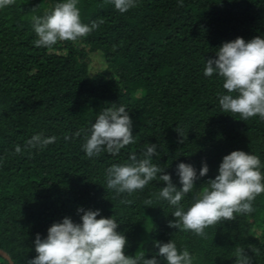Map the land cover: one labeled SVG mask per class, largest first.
Segmentation results:
<instances>
[{
  "label": "trees",
  "instance_id": "16d2710c",
  "mask_svg": "<svg viewBox=\"0 0 264 264\" xmlns=\"http://www.w3.org/2000/svg\"><path fill=\"white\" fill-rule=\"evenodd\" d=\"M60 2L15 0L0 9V251L12 264H26L36 255V233L43 239L65 216L79 222L76 209L83 207L113 216L129 256L145 251V258H152L158 252L153 240H172L195 256L193 264H235L237 247L252 264H264V194L257 196L252 213L205 229L203 238L168 226L174 206L152 197L162 181L132 196H116L105 178L108 167L130 162L133 153L141 158L149 144H156L160 155L153 163L168 165L165 171L178 188L176 165L191 164L199 173L204 160L209 172L184 197L187 208L218 174L224 155L242 150L264 164V120L222 113L217 94H226L223 81L215 73L203 74L205 59L215 58L223 42L264 38V0H183V6L178 0H138L125 13L104 0H79L82 22L102 19L99 29L76 44L35 46L31 17ZM91 53L103 61L93 73ZM113 104L129 112L135 143L115 156L103 152L89 158L81 147L84 133H74L89 130ZM175 129L186 135L183 144ZM36 133L57 141L42 151L13 155ZM149 198L154 203L146 206ZM0 264L7 262L0 257Z\"/></svg>",
  "mask_w": 264,
  "mask_h": 264
},
{
  "label": "clouds",
  "instance_id": "9594fccd",
  "mask_svg": "<svg viewBox=\"0 0 264 264\" xmlns=\"http://www.w3.org/2000/svg\"><path fill=\"white\" fill-rule=\"evenodd\" d=\"M15 0H0V9L12 6ZM79 0H63L47 10L43 16L33 15L31 24L37 39L35 46L52 48L61 42L78 43L98 30L104 21H93L85 24L81 20ZM112 4L120 13H125L138 6V0H104ZM183 6V0H178ZM217 74L223 81L226 94L218 93L222 113L238 114L241 120L258 116L264 120V38L255 36L245 41L236 37L232 41L223 42L215 52V58L205 59L203 74L212 77ZM133 122L125 106L115 104L104 107L98 114L89 130L80 129L74 133L80 137L84 133L82 149L87 157H98L106 152L118 155L121 149L135 143ZM176 130V129H175ZM178 143L183 144L186 135L179 130ZM70 139L69 136L64 137ZM57 141L55 136L36 133L23 146L15 147V154H23L25 150H44L49 144ZM153 156L159 157L156 144H149L137 158L133 153L128 163L112 164L106 169V185L114 190L116 196L143 191L153 181L163 182V187L152 197L167 200L174 206L171 213L173 220L168 222L170 228L207 238L205 229L215 227L225 221H234L237 215H247L254 209L257 196L264 194V168L257 155L242 150H233L224 155L218 167V174L208 179L206 185L195 193L190 205L185 208L184 197L192 193L195 181L209 172L206 161H201L199 173L196 168L184 162L176 165V175L180 187L172 181V176L158 163H153ZM145 199L144 204L151 206L154 199ZM129 199L121 203L131 204ZM80 221L74 222L65 216L59 222H53L47 229L43 239L39 233L34 238L36 255L26 259V264H193L196 259L187 248L178 249L176 243L169 240L162 243L153 240L152 244L158 252L152 258H145V251L134 255H126L128 245L126 236L117 231L118 222L111 217L100 215L99 209L77 207ZM99 217V218H98ZM259 254V249H251ZM235 264H252V257L243 247L234 251Z\"/></svg>",
  "mask_w": 264,
  "mask_h": 264
},
{
  "label": "rangeland",
  "instance_id": "374dc122",
  "mask_svg": "<svg viewBox=\"0 0 264 264\" xmlns=\"http://www.w3.org/2000/svg\"><path fill=\"white\" fill-rule=\"evenodd\" d=\"M89 57H90V62L88 64V67L91 73L100 70L103 67V61L99 55L91 53L89 54Z\"/></svg>",
  "mask_w": 264,
  "mask_h": 264
},
{
  "label": "water",
  "instance_id": "95a60500",
  "mask_svg": "<svg viewBox=\"0 0 264 264\" xmlns=\"http://www.w3.org/2000/svg\"><path fill=\"white\" fill-rule=\"evenodd\" d=\"M0 257L7 262V264H12L8 257L4 255L2 251H0Z\"/></svg>",
  "mask_w": 264,
  "mask_h": 264
}]
</instances>
